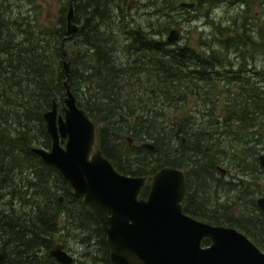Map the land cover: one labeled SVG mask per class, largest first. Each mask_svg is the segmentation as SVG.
Instances as JSON below:
<instances>
[{
  "label": "trees",
  "instance_id": "16d2710c",
  "mask_svg": "<svg viewBox=\"0 0 264 264\" xmlns=\"http://www.w3.org/2000/svg\"><path fill=\"white\" fill-rule=\"evenodd\" d=\"M6 1L0 4V131L6 125L14 128L8 137L0 133V264H58L48 250L67 225L89 227L98 242V252L83 254L75 264H109L108 246L97 220L59 172L28 149L37 142L50 146L42 114L50 109L53 97L60 112L63 105L60 46L67 36L69 0L61 1L56 22L32 2L29 9H22ZM179 1L148 0L147 7L153 10L138 20L128 12L132 0H74V21L82 28L62 42L71 62L70 91L95 124L96 148L117 171L149 179L163 166L184 168L183 211L211 224L234 226L264 251V214L255 203V184L243 175H233L234 182L224 184L236 191L235 203L228 197L219 203L216 192L223 175L216 170L222 163L212 154L226 150L236 167L249 159L250 179L257 174V149L248 145L255 135L249 127L264 115V30L247 35L233 25L229 33L223 32L221 44L238 48L241 59L251 61L224 79L230 103L225 105L223 120L206 128L198 126L187 103L195 99L197 112L201 108L212 112L211 98L221 76L212 64L217 57L213 48L197 52L186 44L166 41L165 33L176 25L171 11L179 10ZM67 43L73 46L70 51ZM247 65L252 71L246 70ZM125 136L139 144L152 143L154 149L138 146L134 151L135 146L124 143L120 150L118 142ZM219 136L226 137L225 142L228 137L243 141V156L232 142L221 144ZM129 154L135 159L131 161ZM26 173L30 178L24 177ZM148 190L149 181L139 196L146 197ZM210 200L214 204L208 211ZM235 208L233 216L230 210ZM81 241L89 243L87 236Z\"/></svg>",
  "mask_w": 264,
  "mask_h": 264
},
{
  "label": "water",
  "instance_id": "95a60500",
  "mask_svg": "<svg viewBox=\"0 0 264 264\" xmlns=\"http://www.w3.org/2000/svg\"><path fill=\"white\" fill-rule=\"evenodd\" d=\"M73 1L67 5V36L63 39L82 28L74 21ZM178 6L190 8L193 3L182 1ZM63 39V105L60 112L53 97L50 109L42 114L50 147L30 145L28 149L59 172L97 220L108 246L109 264H264V252L238 229L201 221L183 212L185 179L180 168L161 167L151 177L146 197H140L146 177L120 173L95 148V124L70 91L71 62ZM178 40L179 31L170 29L166 41ZM125 138L130 144L132 138ZM140 146L153 149L149 143ZM258 164L264 172V154L258 156ZM217 169L225 173L220 166ZM58 200L62 202L63 197ZM256 205L264 214V196L257 197ZM204 240H208L207 245ZM48 255L58 264H75V257L61 243L54 244Z\"/></svg>",
  "mask_w": 264,
  "mask_h": 264
},
{
  "label": "rangeland",
  "instance_id": "374dc122",
  "mask_svg": "<svg viewBox=\"0 0 264 264\" xmlns=\"http://www.w3.org/2000/svg\"><path fill=\"white\" fill-rule=\"evenodd\" d=\"M61 1L62 0H9L10 3H14L15 5H20L22 9H29L30 3L38 8V10L43 14L44 16H50L52 22H56L57 16L61 7ZM129 1V0H128ZM186 1H194L195 5L194 7L188 9V8H178L177 3L176 7L179 10H175L173 12L174 19H175V28L179 30V40L177 43L179 44H186L190 46L191 48H194L197 50V52H208V49H214L217 51V53L223 54L227 48H225L223 44V32L229 33V29L233 28V25L238 26L242 23L243 20H246L247 18L250 19V23L253 25L252 30L255 31V35H258V30L261 28L264 30V27L262 25L264 21V15L261 14L262 11H264V0H246V4L244 3H238L237 1L235 3H231L232 0H228L225 2L219 1V0H186ZM1 3L8 4V1L6 0H0ZM148 0H132V3L130 4L132 7L128 9L130 17L134 15L136 19L139 20V18L144 17V12L147 13L149 11H152L153 9H149L147 7ZM158 9V8H157ZM169 9L168 7L166 10ZM159 10V9H158ZM240 11V13H238ZM244 11V12H242ZM260 12V13H259ZM13 13L11 12L10 15ZM171 27V28H173ZM167 36V32L165 33V38ZM222 43V44H221ZM67 50L70 51L73 46L71 43L66 44ZM256 51H254L253 54L256 55ZM234 55L230 53L228 55V59L233 60ZM226 60V59H224ZM258 64H261L258 62ZM255 73H253L254 75ZM216 87V92L212 96L211 100H213L215 108H213L212 112H208L205 108H201L200 112H197L196 110V101L195 99H190L187 103V110L193 112L194 121L198 124V126L207 127L210 126L213 122H220L223 120L225 116V110L227 102L230 103V96L228 94L224 93L225 90V82L224 80H220ZM239 87H234V89H238ZM235 100H239L240 98L237 96H231ZM189 113V114H190ZM191 115V114H190ZM201 122V123H200ZM255 126L254 128H252ZM249 127L251 131H253L255 135H251L252 141L249 143L248 146H251L254 149H257V164H258V156L260 154H264V115L259 116L256 118L254 125ZM13 126L6 125L1 131L5 137H8L7 133L10 130H13ZM0 131V133H1ZM247 131V130H246ZM245 131V132H246ZM244 132V133H245ZM126 137V136H125ZM120 142L119 149L122 150L125 146L124 143H126L128 146H135L134 151L140 146L138 140L132 138L131 143L129 144L126 138ZM221 141V144H228L229 142H232L233 148L237 150V153L240 156H243L242 149L244 147L246 148L245 143L242 141L241 143H238L233 138L227 139V142H225L226 137L219 136L218 137ZM255 140V141H254ZM50 141V140H49ZM118 141V140H116ZM36 145L42 146L40 142L35 143ZM248 144V143H247ZM176 146V144H175ZM50 147V146H49ZM48 147V149H49ZM98 147V144H97ZM146 148V147H142ZM235 150V151H236ZM212 154H215L219 156L222 166L228 169V172L225 176L221 177V181L217 185L219 188V191L216 192V200L221 203V199L229 198L231 202H234L235 199V193L236 191L224 184V182H228L230 180L233 181L232 176L236 174H240L245 176L246 180H250L253 184H255L256 188V196L264 195V172L260 171L259 164L257 165V174H253L254 179L252 178L249 170V163L246 164L249 159H245L244 163H241L242 167H236V164L231 160V157L229 156L228 152L226 150L219 151L217 153L212 152ZM131 154H129V157ZM141 158V157H140ZM243 157H240L239 159H242ZM135 158L130 157V160H134ZM250 161V160H249ZM183 164V166H185ZM240 168V169H238ZM183 171H185L184 168H180ZM245 169V170H241ZM218 173V171L216 170ZM26 179L30 178L28 173L24 176ZM148 177H151L149 175ZM234 182V181H233ZM254 188V187H253ZM62 194V193H60ZM211 195V192L210 194ZM221 195L222 198L219 197ZM40 196V193L38 194ZM62 196V195H60ZM14 196H12L13 199ZM227 198V199H228ZM220 199V200H219ZM16 199H13L16 205ZM209 206L205 207V210H211V206L214 204L213 200H210ZM235 203V202H234ZM232 215H236L235 209L230 210ZM64 213L60 214V217H63ZM59 235V237H58ZM54 238L53 245L56 243H61L63 245V248L73 255L75 257V261L82 259L83 254L90 252H98V242L91 233V229L89 227H86L84 229L82 228H72L70 225H67V228H63L59 231V234ZM87 236V242L81 241V238Z\"/></svg>",
  "mask_w": 264,
  "mask_h": 264
},
{
  "label": "flooded vegetation",
  "instance_id": "af4514ba",
  "mask_svg": "<svg viewBox=\"0 0 264 264\" xmlns=\"http://www.w3.org/2000/svg\"><path fill=\"white\" fill-rule=\"evenodd\" d=\"M182 1H184V2H192L193 3V6L192 7H194V5H195V2L194 1H186V0H181V1H179V2H182ZM202 1H207V0H202ZM219 1H222V2H225V1H228V0H219ZM238 2V3H244L245 2V4H246V0H232V2L231 3H235V2ZM178 3V2H177ZM179 4V3H178ZM177 4V5H178ZM178 8H185V7H179V6H177ZM192 7H190V8H192ZM190 8H188V9H190ZM175 10L174 9H172V11H171V13H173ZM242 12H244V11H242ZM238 13H240V11L238 12ZM250 19L249 18H247L246 20H243L242 21V23L240 24V25H238L241 29H245V32H246V34L248 35V34H251L254 30H251V28H252V26H250ZM174 29H177V28H175V27H173ZM172 29V28H171ZM178 30V29H177ZM179 31V30H178ZM239 32H241V31H239ZM179 35H180V33H179ZM244 35H242V37H243ZM239 38H241V37H239ZM178 42V41H177ZM177 42H172L173 44L174 43H177ZM170 43V42H169ZM188 47H190V46H188ZM217 52V51H216ZM245 52H247V50H245ZM230 53H232L233 55H234V58H233V60H229L228 59V55L230 54ZM217 55V57L215 58V59H213V61H212V64L213 65H215V70L216 71H219V75L221 76V78H219L220 80H224L225 78L227 79V76L230 74V73H232L233 74V72H234V70H236V69H238V68H240L241 67V64H246V63H250V61H251V59H250V57H246V58H242L241 59V57H240V52H239V50H238V48H227L226 50H225V52L223 53V57H220V53H217L216 54ZM224 59H226V60H224ZM250 67L247 65V69L246 70H248V71H252V70H250L249 69ZM250 73H252V72H250ZM235 74H236V72H235ZM224 75V76H223ZM253 75V74H252ZM233 77V76H232ZM218 170V169H217ZM218 173H220L221 175H226V173H224V174H222L219 170H218ZM253 192H255V194H254V199H255V203H256V199H257V197H259V196H264V195H259V196H256V189L253 191ZM237 204L239 203V201H237L236 202ZM257 206V205H256ZM259 209V208H258ZM235 212H236V208H235ZM262 212V211H261ZM237 213V212H236ZM233 216H235V215H233ZM203 221V220H202Z\"/></svg>",
  "mask_w": 264,
  "mask_h": 264
},
{
  "label": "bare ground",
  "instance_id": "6f19581e",
  "mask_svg": "<svg viewBox=\"0 0 264 264\" xmlns=\"http://www.w3.org/2000/svg\"><path fill=\"white\" fill-rule=\"evenodd\" d=\"M144 143H147V142H144ZM149 144L153 145V149H154V144H152V143H149ZM34 146H39V145L34 144ZM39 147H42V146H39ZM46 149H48V148H46ZM153 149H151V150H153ZM220 167L223 168V169H225L222 166H220ZM225 173H226V169H225ZM185 190H186V182H185Z\"/></svg>",
  "mask_w": 264,
  "mask_h": 264
}]
</instances>
